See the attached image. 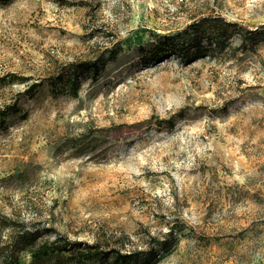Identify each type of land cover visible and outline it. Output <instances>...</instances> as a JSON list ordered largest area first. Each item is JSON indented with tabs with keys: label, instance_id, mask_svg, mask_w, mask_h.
<instances>
[{
	"label": "rangeland",
	"instance_id": "rangeland-1",
	"mask_svg": "<svg viewBox=\"0 0 264 264\" xmlns=\"http://www.w3.org/2000/svg\"><path fill=\"white\" fill-rule=\"evenodd\" d=\"M217 15L257 42L149 57ZM108 50L76 95L49 83ZM0 112V264H264V0L0 1ZM23 223L38 238L11 255Z\"/></svg>",
	"mask_w": 264,
	"mask_h": 264
},
{
	"label": "trees",
	"instance_id": "trees-1",
	"mask_svg": "<svg viewBox=\"0 0 264 264\" xmlns=\"http://www.w3.org/2000/svg\"><path fill=\"white\" fill-rule=\"evenodd\" d=\"M5 2L8 0H0ZM209 19V20H208ZM204 20H208L207 24H204ZM192 22L183 31H179L176 35L170 33L160 34L158 39L155 40L153 46H151V52L149 57L152 59L167 58L172 54L181 55L182 59H185L186 63L192 62L197 58L212 56L214 52L225 50L226 44L230 43V38L233 34L238 33L241 36L242 44H253L257 42V37L261 33V29L247 28L236 21L226 20L222 16L204 17L202 21ZM197 23V25H196ZM203 24V25H201ZM189 27L193 28L195 35L190 37ZM209 31V44H203L198 39V31L201 28ZM188 41V42H186ZM105 54H101L94 59H85L79 62H72L69 64L66 72H60L61 74L55 78H51L49 83L56 85L58 79L63 81L64 84H68L69 91L76 95L80 86V79L77 71H86L91 75H96L100 69L104 66L105 62L112 58L116 54V50H108ZM164 51V52H161ZM16 74H11V80L15 79ZM40 82H32L28 86V91L36 88ZM4 114L5 112H0ZM184 113V109L180 110V114ZM11 233L9 234V254L16 255V251L22 250L29 245H32L38 238L37 231L32 230L25 223L23 224H10ZM82 242V241H80ZM91 248L97 249L99 242L95 241L88 244ZM166 247L164 243L161 244ZM114 260L119 264H129L131 262L144 259L143 261H149L153 256L151 254H145L143 250H128L123 252L120 248H114ZM92 254V253H91ZM17 260V259H16Z\"/></svg>",
	"mask_w": 264,
	"mask_h": 264
}]
</instances>
